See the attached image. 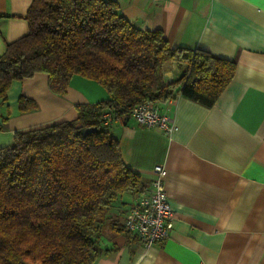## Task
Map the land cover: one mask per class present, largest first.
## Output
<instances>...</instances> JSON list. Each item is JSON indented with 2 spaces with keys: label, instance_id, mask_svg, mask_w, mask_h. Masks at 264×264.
Wrapping results in <instances>:
<instances>
[{
  "label": "crops",
  "instance_id": "crops-1",
  "mask_svg": "<svg viewBox=\"0 0 264 264\" xmlns=\"http://www.w3.org/2000/svg\"><path fill=\"white\" fill-rule=\"evenodd\" d=\"M140 29L162 32L172 47H200L233 60L234 74L211 106L185 96L157 101L177 126L169 136L115 117L124 163L147 186L156 164L163 177L174 224L168 237L144 247L122 223L136 194L129 191L101 220L93 264H264V0H114ZM30 0H0V54L28 29ZM183 64L166 61L165 81ZM24 95L38 107L20 112ZM97 82L73 75L66 93L50 92L45 73L12 80L0 97V147L14 131L77 115L75 104L104 99Z\"/></svg>",
  "mask_w": 264,
  "mask_h": 264
},
{
  "label": "trees",
  "instance_id": "trees-1",
  "mask_svg": "<svg viewBox=\"0 0 264 264\" xmlns=\"http://www.w3.org/2000/svg\"><path fill=\"white\" fill-rule=\"evenodd\" d=\"M25 18L27 32L0 54L1 98L12 80L37 72L53 94L63 96L77 74L107 97L75 104L74 119L16 130L0 147V264H93L101 220L121 194L145 187L102 113L126 117L146 99L179 95L211 106L236 64L200 47L170 46L160 30L135 27L114 0H30ZM171 60L183 69L165 81L162 65ZM37 107L17 99L20 112Z\"/></svg>",
  "mask_w": 264,
  "mask_h": 264
},
{
  "label": "built area",
  "instance_id": "built-area-1",
  "mask_svg": "<svg viewBox=\"0 0 264 264\" xmlns=\"http://www.w3.org/2000/svg\"><path fill=\"white\" fill-rule=\"evenodd\" d=\"M129 116L138 125L158 128L168 136L177 128L171 116L159 112L156 100L146 99L134 105ZM113 117L111 111H105L101 115V123L108 125ZM152 171L155 177L137 193L122 223L124 230L134 234L144 247H150L166 239L174 224L163 180L166 169L156 164Z\"/></svg>",
  "mask_w": 264,
  "mask_h": 264
},
{
  "label": "water",
  "instance_id": "water-1",
  "mask_svg": "<svg viewBox=\"0 0 264 264\" xmlns=\"http://www.w3.org/2000/svg\"><path fill=\"white\" fill-rule=\"evenodd\" d=\"M93 130H95L94 127H80V129H79V131L81 133H87V132H90V131H93Z\"/></svg>",
  "mask_w": 264,
  "mask_h": 264
}]
</instances>
